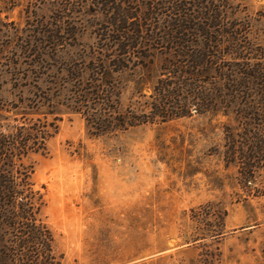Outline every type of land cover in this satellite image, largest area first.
<instances>
[{
	"label": "trees",
	"instance_id": "trees-1",
	"mask_svg": "<svg viewBox=\"0 0 264 264\" xmlns=\"http://www.w3.org/2000/svg\"><path fill=\"white\" fill-rule=\"evenodd\" d=\"M44 5L48 15L38 11ZM25 11L24 27L0 30V264H64L25 160L48 152L67 114L81 115L97 137L226 117L234 123L224 124L220 153L246 186L258 181L264 8L250 13L239 0H35Z\"/></svg>",
	"mask_w": 264,
	"mask_h": 264
},
{
	"label": "rangeland",
	"instance_id": "rangeland-1",
	"mask_svg": "<svg viewBox=\"0 0 264 264\" xmlns=\"http://www.w3.org/2000/svg\"><path fill=\"white\" fill-rule=\"evenodd\" d=\"M16 1L0 0L4 32L25 26L35 0ZM239 2L250 13L264 8V0ZM211 119L97 137L81 115H65L48 152L25 160L64 264H264V172L246 186L220 153L224 124L234 122Z\"/></svg>",
	"mask_w": 264,
	"mask_h": 264
}]
</instances>
